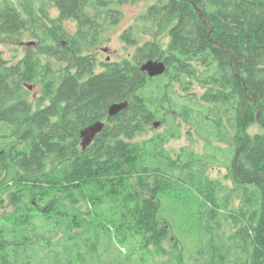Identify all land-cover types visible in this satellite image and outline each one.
I'll list each match as a JSON object with an SVG mask.
<instances>
[{"label":"trees","instance_id":"1","mask_svg":"<svg viewBox=\"0 0 264 264\" xmlns=\"http://www.w3.org/2000/svg\"><path fill=\"white\" fill-rule=\"evenodd\" d=\"M41 1L57 19L42 6L36 18L0 1V38L27 32L47 60L9 65L0 53V210L13 208L0 214V264H34L42 251L49 264H76L70 255L83 244L94 250L109 234L135 241L144 264L158 257L159 264H264V0ZM139 1L150 4L121 37L135 46L133 61L95 74L84 48L108 41L107 27L121 19L113 7ZM65 21L76 24L73 35ZM165 34L163 48L157 41ZM50 58L65 67L53 68ZM147 60L163 61L164 75L147 78L139 69ZM30 84L43 92L35 111ZM124 101L127 108L108 117L109 106ZM176 121L206 147H231L224 161L231 187L205 174L204 156L164 153ZM96 122L106 126L82 151L80 132ZM161 122L168 133L132 142ZM103 201L112 206L107 223L89 207ZM182 240L195 249L188 259Z\"/></svg>","mask_w":264,"mask_h":264},{"label":"rangeland","instance_id":"2","mask_svg":"<svg viewBox=\"0 0 264 264\" xmlns=\"http://www.w3.org/2000/svg\"><path fill=\"white\" fill-rule=\"evenodd\" d=\"M1 1V0H0ZM10 1L16 9L23 15L26 16V12H30L36 18H43V14L39 12L41 6L46 11L49 19L54 20L57 19L58 11L55 7L51 4H47L45 2L42 3L41 0H34L31 2L30 0H8ZM150 4V2L139 1L137 3L126 2L122 5L117 7H113L121 11V19L117 23L112 26L107 27L106 36L108 37V41L102 44L101 46L95 48H84V54H95L96 56V64L94 67V72L99 73L103 70V64H112L123 60L133 61V54L135 50V46L127 45L126 41L122 40V35L126 30H129L133 27L136 17H138L142 12L145 11L146 7ZM195 4H193L194 6ZM196 12H198L199 17H202V14L199 12L197 6H194ZM201 15V16H200ZM63 26L65 29L66 34L73 35L76 31V24L71 21L63 22ZM147 38V37H146ZM144 39V41L146 40ZM160 46L164 48V46L168 42V36L165 34L163 35L158 41ZM37 42L33 39L27 32H24L23 35L18 37L17 39L11 37H2L0 38V53L2 54L1 57L5 60L9 65L15 64L19 62L21 59H25L27 57H33L38 59L41 65H46L47 60L43 56H38L37 54ZM55 61H53L54 63ZM163 62V61H162ZM164 63V62H163ZM64 65L60 64L54 67L57 70ZM166 67V65H165ZM167 68L165 69L166 72ZM164 72V73H165ZM164 73L161 75L163 76ZM146 74V73H144ZM147 76V75H146ZM157 76V77H161ZM149 78V77H147ZM156 78V77H154ZM29 99L32 101V109L33 111L37 108V100L43 96L42 88L39 84H30ZM50 101L46 99L43 102V107L49 105ZM159 120V119H157ZM160 121V120H159ZM180 123L179 132L178 134L170 138L163 146L164 153L167 154L172 159H179L186 157L189 153H193L196 156H204V161L209 162V166L205 170V174L212 180L218 181L221 183H226L229 187H231V183L226 177L227 171L225 168L224 161L227 160L229 155L230 149V156H231V147L223 144L218 143L213 145L211 148L206 147L193 132V129L190 128L184 122L176 121ZM106 126V122H103ZM105 128V127H104ZM86 129V128H85ZM83 131V130H82ZM257 129L253 128L250 132L254 133ZM165 132H169V126L167 124H163L157 127L151 125L147 128V130L139 135L135 136L132 140L133 143H142L144 140H148L152 137H156L158 135L164 134ZM80 136V135H79ZM98 136V135H97ZM96 136V138H97ZM94 139V141L96 140ZM81 140V138H80ZM91 143V145L94 143ZM89 145V146H91ZM88 146V147H89ZM81 148V143L79 145ZM87 148V147H86ZM83 151V150H82ZM46 170L49 167L46 165ZM6 198V197H4ZM167 202V201H166ZM5 203H7L5 201ZM98 205V204H97ZM89 206L91 208V212L96 210L99 215H101L99 223H107L109 219V215L112 214V206L108 201L100 202V206ZM2 209L0 210V214H4L5 212L12 211V207L7 206V204L2 205ZM89 207L83 204H80V208L83 211H89ZM94 207V208H93ZM230 207H234L235 209L238 207V201L233 200ZM97 208V209H96ZM93 220L97 224V220L93 217ZM101 230V229H100ZM98 233L99 227H98ZM61 233H58L53 239H51V244L54 245L60 238ZM87 233H85V237H87ZM115 239V238H114ZM185 244L186 248V258L188 256L193 255L194 246L188 240H182ZM89 247H86L84 244L82 245L81 249L77 252L70 255V262L76 264H144L141 262L142 252L140 251L139 247L133 240H128L126 242H120L118 240L113 241V235H100L99 243L97 247L92 250L91 243H88ZM88 250L93 251L92 256L89 257ZM91 254V253H90ZM64 258V255H61ZM52 256L45 255L44 252H39V260L37 259L34 264H49L48 260L51 261ZM43 260V261H42ZM156 264H159L163 261V258H155L154 259ZM67 263L66 261H64ZM71 264V263H70ZM145 264H150L147 262Z\"/></svg>","mask_w":264,"mask_h":264},{"label":"water","instance_id":"3","mask_svg":"<svg viewBox=\"0 0 264 264\" xmlns=\"http://www.w3.org/2000/svg\"><path fill=\"white\" fill-rule=\"evenodd\" d=\"M139 69L142 73H146L147 77L154 78L157 76H161L165 72L166 67L162 61L147 60L141 64ZM127 106H128L127 101L121 103H114L110 105L107 110L108 117L113 118L117 116L120 112L125 110ZM158 125L159 123H155L154 127H157ZM104 127L105 124L103 122H96L80 132L82 150H85L86 147L91 145V143L94 141L96 136L103 131Z\"/></svg>","mask_w":264,"mask_h":264},{"label":"flooded vegetation","instance_id":"4","mask_svg":"<svg viewBox=\"0 0 264 264\" xmlns=\"http://www.w3.org/2000/svg\"><path fill=\"white\" fill-rule=\"evenodd\" d=\"M63 45H64V43H62ZM36 49H37V47H36ZM85 55V54H84ZM86 55H92V54H88V53H86ZM93 55H95V54H93ZM44 57V56H43ZM45 59H46V57H44ZM93 59H94V64H96V56H93L92 57ZM23 59H21L20 61H22ZM50 60H51V66L54 68L55 66H56V64L57 65H60V64H62L60 61H56V59L55 58H50ZM53 61H55L54 63H53ZM62 65H64V67H65V64L63 63ZM93 72H94V70H93ZM96 74V73H95ZM29 88V87H28ZM30 91V90H29ZM80 143H81V141H80Z\"/></svg>","mask_w":264,"mask_h":264},{"label":"bare ground","instance_id":"5","mask_svg":"<svg viewBox=\"0 0 264 264\" xmlns=\"http://www.w3.org/2000/svg\"><path fill=\"white\" fill-rule=\"evenodd\" d=\"M167 68V67H166Z\"/></svg>","mask_w":264,"mask_h":264}]
</instances>
